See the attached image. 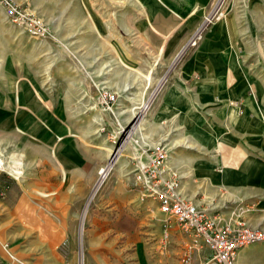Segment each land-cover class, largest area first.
Instances as JSON below:
<instances>
[{"label":"rangeland","instance_id":"1","mask_svg":"<svg viewBox=\"0 0 264 264\" xmlns=\"http://www.w3.org/2000/svg\"><path fill=\"white\" fill-rule=\"evenodd\" d=\"M163 1L172 15L182 18L178 31L189 33L195 0ZM202 1L207 2L205 16L217 0ZM16 2L45 23L47 34L42 39L29 36L0 7V157L7 162L22 157L25 171L16 180L0 170L4 193L0 195V243L9 246L16 258H9L13 264H27L19 256L41 254L42 247L37 232L29 227L30 216L21 208L34 209L56 222L61 211H69L64 216L72 222L70 237L57 248L74 257L76 264H85L91 216L101 217L105 209L100 207L117 194L118 187L131 191L128 174L137 161H146L162 148L169 149L170 158L181 150L201 151L190 140L195 135L188 128L159 139L154 115L161 109L171 77L214 26L232 21L240 77L257 105L264 103V0H225L224 15L197 48L183 55L185 46L181 49L173 42L178 31L159 54L147 48L141 35L127 29L131 12L117 0ZM171 43L174 48L168 49ZM148 75L151 85L145 79ZM135 107L137 115L132 112ZM207 120L212 125V119ZM138 124L140 128L135 127ZM128 137L132 144L109 165V177L101 184L106 178L101 182V171ZM188 142L191 149L178 147ZM246 206L257 208L256 203ZM73 209L76 212L71 214ZM261 247L250 248L255 252L245 264H264Z\"/></svg>","mask_w":264,"mask_h":264},{"label":"crops","instance_id":"2","mask_svg":"<svg viewBox=\"0 0 264 264\" xmlns=\"http://www.w3.org/2000/svg\"><path fill=\"white\" fill-rule=\"evenodd\" d=\"M117 2L123 10L131 12L127 29L141 35L145 46L155 53L159 54L170 35L182 27V18L172 15L163 0ZM191 6L192 29L189 33L183 29L178 31L179 35L173 39L181 49L200 25L207 2L195 0ZM140 14L144 15L141 20ZM234 35L230 20L211 29L171 77L154 119L159 124V139L166 140L177 130L188 128L195 135L190 140L201 149L195 154L181 150L170 158V167L181 177L182 197L203 208H217L225 216L242 209L243 219L249 226L264 230V103L258 106V100L256 103L252 99L242 82L234 53ZM173 46L171 43L167 48ZM196 105L205 108L197 109ZM166 123L170 125H163ZM189 143L178 147L191 149ZM249 203H256L257 208L248 211ZM228 205L233 208L231 212L221 209ZM100 208L105 209L101 217L91 216L89 221L85 264H181L189 241L174 228L172 243L168 249L164 248L162 225L166 217L155 202L141 204L138 194L122 186ZM21 211L30 216L29 227L37 232V243L42 247L41 254L29 258L20 255L23 261L76 264L74 257L61 254L57 248L70 237L72 222H68L69 216H64L69 211H61L57 222L31 208L22 207ZM263 245L260 250L264 252ZM250 248L240 252L238 264H245L254 254ZM209 259L208 250H199L194 252L193 264H204ZM2 261L10 262L0 243V264Z\"/></svg>","mask_w":264,"mask_h":264},{"label":"built area","instance_id":"3","mask_svg":"<svg viewBox=\"0 0 264 264\" xmlns=\"http://www.w3.org/2000/svg\"><path fill=\"white\" fill-rule=\"evenodd\" d=\"M224 1L217 0L210 13L204 16L183 48L182 55L184 52L197 48L211 25L224 15ZM0 7L4 10L6 18L14 25L23 28L29 36L36 39L46 36L45 23L16 0H0ZM165 84L159 92L163 90ZM169 153L167 148L158 149L147 156L146 161H137L133 170L128 174L132 177L130 189L138 194L139 202L141 204L155 202L161 214L166 217L162 225L164 248L168 249L171 245L174 228L177 234L189 241L181 264H193L194 252L199 250H208L210 253V259L204 264H238L239 254L242 250L264 244V230L249 226L243 219L242 209L231 210V212L230 209L233 208L229 205L222 207L221 209H228L231 212L225 216L223 211L215 210L217 208H203L182 197L179 192L180 177L169 165ZM110 164L101 171V182L104 172ZM108 177L109 175L101 184ZM0 195H4L1 188ZM246 209L250 211L253 207L246 206ZM2 249L8 256V260L9 258L12 261L16 260L10 253L8 245H2ZM1 264L13 263L2 261Z\"/></svg>","mask_w":264,"mask_h":264},{"label":"bare ground","instance_id":"4","mask_svg":"<svg viewBox=\"0 0 264 264\" xmlns=\"http://www.w3.org/2000/svg\"><path fill=\"white\" fill-rule=\"evenodd\" d=\"M145 79L147 80L148 85H151L152 76L148 75V76H146ZM142 107L145 108V110L147 109L146 106H142ZM136 110H137V107H135V109L132 110L134 115H137V114H135ZM140 125L141 124H138L135 127L140 128L141 127ZM123 139L124 140L122 141V144H120L116 148V150L113 151L114 157L111 160V166L110 167H112L117 162L118 157H119L118 155L120 153L124 152L125 149L132 144V141H131V139H129V137L128 138H123ZM21 159H22V157L17 158L15 160L13 159V161H11V162H7L6 160H4L3 158L0 157V170L8 172L16 180H20L23 177L24 172H25L24 171V164L22 163L23 160L21 161ZM106 174H107V172L105 170L104 175L102 174L104 178L106 177Z\"/></svg>","mask_w":264,"mask_h":264}]
</instances>
